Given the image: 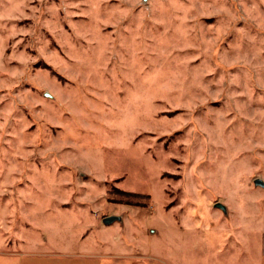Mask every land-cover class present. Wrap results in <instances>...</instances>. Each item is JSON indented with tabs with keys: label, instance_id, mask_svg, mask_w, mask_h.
Here are the masks:
<instances>
[{
	"label": "rangeland",
	"instance_id": "obj_1",
	"mask_svg": "<svg viewBox=\"0 0 264 264\" xmlns=\"http://www.w3.org/2000/svg\"><path fill=\"white\" fill-rule=\"evenodd\" d=\"M257 179L264 0H0V253L258 264Z\"/></svg>",
	"mask_w": 264,
	"mask_h": 264
},
{
	"label": "crops",
	"instance_id": "obj_2",
	"mask_svg": "<svg viewBox=\"0 0 264 264\" xmlns=\"http://www.w3.org/2000/svg\"><path fill=\"white\" fill-rule=\"evenodd\" d=\"M102 225L104 226V224H102ZM103 226H101V227H103ZM7 243H8V241H7ZM7 243L5 241V245ZM258 250H259L258 264H264V232H262L261 237H260V241L258 242ZM90 254H92V253H90ZM90 254H89V257L87 258L88 261L84 262L85 264L96 263L94 260L98 259V257L93 258V256H97V254H95V253L92 255H90ZM36 255L17 254V253H11V252L10 253L1 252L0 253V264H74L70 260H66L67 262L64 263L61 260H59L61 257L55 256V255H51L49 257H35ZM90 256H92V257H90ZM115 258L116 259L120 258V260H122V258H125V256L121 255V256H117ZM66 259H71V258H66ZM164 263L168 264L166 261ZM227 264H230V261H228Z\"/></svg>",
	"mask_w": 264,
	"mask_h": 264
},
{
	"label": "trees",
	"instance_id": "obj_3",
	"mask_svg": "<svg viewBox=\"0 0 264 264\" xmlns=\"http://www.w3.org/2000/svg\"><path fill=\"white\" fill-rule=\"evenodd\" d=\"M120 195H123V196H126V198H127V200H122V201H118V200H120V199H117L116 200V202L118 203V204H121V203H126L127 205H134V204H136V203H138V201H135V199L134 198H136V199H146L147 201L149 200V197L148 196H145V195H140V194H127V193H121ZM147 203L148 202H145V203H143V205L142 206H146L147 205ZM134 206H136V205H134ZM139 206V205H138Z\"/></svg>",
	"mask_w": 264,
	"mask_h": 264
},
{
	"label": "water",
	"instance_id": "obj_4",
	"mask_svg": "<svg viewBox=\"0 0 264 264\" xmlns=\"http://www.w3.org/2000/svg\"><path fill=\"white\" fill-rule=\"evenodd\" d=\"M148 0H144V2H147ZM255 186L257 187H261L264 189V181L261 179H257L255 180ZM121 218L117 217V216H110L104 219V224L105 225H111L112 223L116 222V221H120Z\"/></svg>",
	"mask_w": 264,
	"mask_h": 264
}]
</instances>
